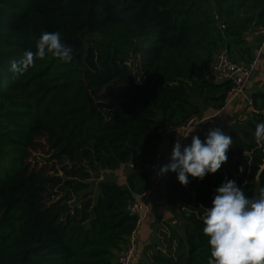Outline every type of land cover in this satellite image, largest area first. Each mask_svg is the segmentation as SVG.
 Returning <instances> with one entry per match:
<instances>
[{
    "label": "trees",
    "instance_id": "obj_1",
    "mask_svg": "<svg viewBox=\"0 0 264 264\" xmlns=\"http://www.w3.org/2000/svg\"><path fill=\"white\" fill-rule=\"evenodd\" d=\"M259 28L264 0H0V264H118L138 227L128 206L151 184L162 121L178 126L201 104L221 108L232 84L207 82L203 72L222 48L252 63L247 34ZM46 31L61 34L73 61L49 54L14 78L10 61L35 52ZM251 114L230 133L228 160L215 174L189 176L187 186L164 175L183 232L169 225L143 264H208L203 217L224 175L247 197L259 195L264 142L253 133L264 114ZM39 138L69 179L31 163ZM127 164L125 184L100 181L97 197L68 203L89 189L92 172ZM57 182L68 191L48 203Z\"/></svg>",
    "mask_w": 264,
    "mask_h": 264
},
{
    "label": "clouds",
    "instance_id": "obj_2",
    "mask_svg": "<svg viewBox=\"0 0 264 264\" xmlns=\"http://www.w3.org/2000/svg\"><path fill=\"white\" fill-rule=\"evenodd\" d=\"M35 47V52L26 50L20 60L10 61L14 78L49 54L64 63L74 59L73 49L62 41L59 32H43ZM253 135L258 144L264 142V122L256 124ZM232 145L233 138L219 127L210 129L203 141L193 135L187 146L177 140L170 162L161 166L158 174L174 172L182 186L189 184V176L203 180L228 160ZM216 193L212 208L203 217V233L209 237L211 249L208 264H264V188L257 197L249 198L234 180L226 178Z\"/></svg>",
    "mask_w": 264,
    "mask_h": 264
},
{
    "label": "crops",
    "instance_id": "obj_3",
    "mask_svg": "<svg viewBox=\"0 0 264 264\" xmlns=\"http://www.w3.org/2000/svg\"><path fill=\"white\" fill-rule=\"evenodd\" d=\"M247 39L252 47L254 61H257L255 71L248 84V92L258 98V107L261 106L264 110V36L254 33L247 34ZM260 107V108H261ZM251 110L248 107L247 101L243 97H237L232 102H225V104L217 109L215 107H203L201 113L198 115L203 121L198 124L192 131V135H198L203 141L206 138V133L210 129L219 127L226 135H230L233 130H237L245 119L251 117ZM168 123L162 121L160 133L162 136L161 150L162 157L160 165H166L170 162L171 152L174 143L179 140L182 146H187V142L182 140V134L172 133L168 130ZM236 128V129H235ZM160 170V169H159ZM151 172V184L154 183L152 195L149 200V211L147 217L142 221L137 229L139 244L144 243L151 236V227L155 221V216H160L168 205H162V198L166 203V182H162V179L156 181V177L160 176L158 172H154L150 168ZM126 183V182H125ZM169 209V208H168Z\"/></svg>",
    "mask_w": 264,
    "mask_h": 264
},
{
    "label": "built area",
    "instance_id": "obj_4",
    "mask_svg": "<svg viewBox=\"0 0 264 264\" xmlns=\"http://www.w3.org/2000/svg\"><path fill=\"white\" fill-rule=\"evenodd\" d=\"M256 34L264 35V29L259 28L255 31ZM257 65V61L245 64L234 61L229 56L227 48L220 49L212 62V64L206 68L203 72V79L213 84H220L224 82H230L232 84L231 89L227 93V102H232L237 97H243L248 104L252 113H263L264 110L258 109L255 106L253 96L248 92V84L253 76V72ZM203 120L197 115L191 117L186 123L182 125H168V130L172 133L182 134V140H185L188 145L191 144L192 130L202 122ZM191 132V133H190ZM188 135V136H187ZM187 136V137H184ZM162 150L159 149L156 153L155 161L150 168L156 173L159 171L161 165ZM129 167L132 165L127 164ZM163 175L156 177V183L162 179ZM153 186H150L143 193L137 195L129 206L128 211L139 217L138 227L142 221L147 217L149 211V200L153 192ZM138 229V228H137ZM137 230L133 232L128 240V243L123 248L118 264H135L138 260L136 255V249L138 244Z\"/></svg>",
    "mask_w": 264,
    "mask_h": 264
},
{
    "label": "rangeland",
    "instance_id": "obj_5",
    "mask_svg": "<svg viewBox=\"0 0 264 264\" xmlns=\"http://www.w3.org/2000/svg\"><path fill=\"white\" fill-rule=\"evenodd\" d=\"M226 101H227V98H226ZM201 106L202 108L205 107L202 104ZM237 130L242 131V124L239 127H237ZM37 143L38 145L36 146V148L32 150V154L30 158L31 163L38 169L44 168L46 173H48L49 175L58 176L61 179H63V181L69 179L67 175L65 174V171L62 168L63 164H66V163H59L58 161H54L50 159V153L48 152L49 149H48V146L46 145L45 139L39 138L37 139ZM129 169L130 167L128 165H124L119 170H104V171H99V172H94V173L92 172L93 177L88 180L89 189L85 190L82 194L75 196L72 200H69L68 203L70 205H74L79 201L80 198H82V196L86 194H91L93 198L97 197L98 191H99L98 183L100 181H104V180L114 181L115 180L121 184H125ZM95 175H98V177H96ZM226 178L227 177L225 175L222 177V183L225 182ZM153 185L154 183L150 184V186H153ZM49 187L50 189L48 191H53L54 193L59 194V195H55L52 192H48L47 193L48 196L46 199L48 203L59 200L62 197V195H64V192L62 191H68V188H66V186L63 185V183L57 182V183H54L53 186H49ZM161 198L163 200L162 205L166 204L164 198L163 197ZM180 224L181 222L180 220H178L177 215L173 213L170 209H168V207L164 211L161 212L160 216H157V217L155 216L153 230L151 227V232H152L151 236L148 237V240L145 243H143L142 245H139V247L141 246L140 253H139L140 261L138 260L139 262H136V264H143L149 259L150 254L152 253L153 250H155L158 247L163 246L162 242L164 238V232L170 231L168 228L169 225L178 227V230H180V232L182 233L183 232L182 224L181 225ZM121 252L119 253L117 257V263H118Z\"/></svg>",
    "mask_w": 264,
    "mask_h": 264
},
{
    "label": "water",
    "instance_id": "obj_6",
    "mask_svg": "<svg viewBox=\"0 0 264 264\" xmlns=\"http://www.w3.org/2000/svg\"><path fill=\"white\" fill-rule=\"evenodd\" d=\"M262 168L264 169V164H263V167Z\"/></svg>",
    "mask_w": 264,
    "mask_h": 264
}]
</instances>
